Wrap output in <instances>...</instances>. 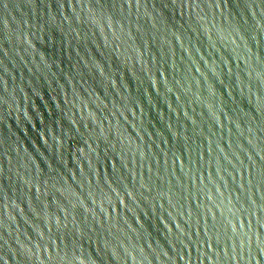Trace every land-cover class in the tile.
Listing matches in <instances>:
<instances>
[{"label": "water", "instance_id": "95a60500", "mask_svg": "<svg viewBox=\"0 0 264 264\" xmlns=\"http://www.w3.org/2000/svg\"><path fill=\"white\" fill-rule=\"evenodd\" d=\"M12 264H264V0H75Z\"/></svg>", "mask_w": 264, "mask_h": 264}]
</instances>
